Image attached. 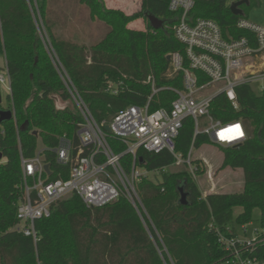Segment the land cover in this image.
Returning a JSON list of instances; mask_svg holds the SVG:
<instances>
[{
	"label": "trees",
	"instance_id": "16d2710c",
	"mask_svg": "<svg viewBox=\"0 0 264 264\" xmlns=\"http://www.w3.org/2000/svg\"><path fill=\"white\" fill-rule=\"evenodd\" d=\"M49 0H0V54L6 59L10 93L4 110L13 118L0 125V264H222L228 254L219 242V233L232 231L235 224H247L260 210L262 233L251 247V257L264 262V91L250 84L236 88L239 106L234 108L224 94L211 104V116L223 123L245 121L249 139L228 147L224 167L241 170L243 188L231 193H211L202 197L199 185L185 170L173 168L175 159L168 151H138V166L154 178L144 177L136 185L143 204L139 212L124 197L99 208H88L77 195L56 203L50 217L36 222L39 241L15 229L23 199L21 157L36 155L39 139L47 159L66 137L79 147L77 129L82 122L78 111L58 109L56 97L70 95L55 67L57 58L108 141L117 153L126 147L107 127L120 110L143 106L151 95V77L165 88L154 96L150 109L171 107L182 88L181 74L169 77L173 53L185 54V47L174 34L180 13L169 10L171 0H141L140 9L127 15L108 8L105 0H77L89 11V19L100 20L108 29L90 45L57 34V23L50 18ZM193 18L215 20L226 38L249 37L237 23L246 19L235 15L228 0H194ZM153 15L164 22L153 29ZM144 19L145 28L129 24ZM255 44V43H254ZM206 79L202 76L200 83ZM109 82L120 87L110 94ZM37 133V134H35ZM212 144L208 136L195 137L194 122L184 121L176 140V152L187 158L189 151ZM127 172L133 158H122ZM194 164L200 166L199 161ZM55 167H57L55 165ZM170 170V169H169ZM160 177V178H159ZM184 186L188 204L181 205L178 188Z\"/></svg>",
	"mask_w": 264,
	"mask_h": 264
},
{
	"label": "built area",
	"instance_id": "2783aa9c",
	"mask_svg": "<svg viewBox=\"0 0 264 264\" xmlns=\"http://www.w3.org/2000/svg\"><path fill=\"white\" fill-rule=\"evenodd\" d=\"M194 4V0H171L169 5L170 11L180 13L174 34L184 45L185 54L170 55L171 69L167 75L181 74L182 88L169 89L177 96L169 109L151 111L154 96L166 89L157 87L151 77L148 79L152 92L147 103L120 110L109 125L112 135L126 147L122 153L113 150L66 70L57 58L53 59L70 100L82 117L77 129L79 147L75 148L69 139L62 137L58 146L50 151L53 161L47 159L43 151L32 158L21 157L23 199L17 212V231L37 243L36 222L50 217L53 206L72 195L79 196L88 208L103 207L124 197L139 212L143 204L137 183L144 177L159 174V171L148 172L138 166L140 149L148 153L168 151L175 159L172 167L185 168L195 180L198 172L193 158L195 149L191 148L187 158L176 152V140L187 118L194 122L195 137L206 135L214 144L234 147L249 139L251 130L245 121L223 123L214 120L210 110L213 99L219 94H224L233 107L238 108L236 88L264 81V71H252L256 61L264 56V26L241 19L237 27L250 32L253 39L226 38L215 20L191 16ZM202 76L206 81L200 83ZM0 83L10 92L8 71L6 75L0 74ZM211 87L217 88L215 93L207 94ZM107 91L116 96L121 90L116 83L109 82ZM263 91L264 87L260 93ZM202 120L207 122L206 126L202 125ZM125 155L133 158L130 172L122 162ZM4 161L0 160V164ZM261 233L262 230L257 231L251 241H239L236 232L230 230L219 233V242L228 254L222 264L258 262L251 257L250 248L258 242Z\"/></svg>",
	"mask_w": 264,
	"mask_h": 264
},
{
	"label": "rangeland",
	"instance_id": "374dc122",
	"mask_svg": "<svg viewBox=\"0 0 264 264\" xmlns=\"http://www.w3.org/2000/svg\"><path fill=\"white\" fill-rule=\"evenodd\" d=\"M48 4L54 10V5H57V10L63 9L64 11L70 12V14H72L70 15L71 18L74 17V11L77 12V10H81V12L77 13L75 17L77 23L74 22V24H78L80 30L82 31V36L79 37L80 39H82V41H80L79 38L75 35L70 34L71 30L69 27H67L68 21L65 16V12H53V15H50V18H52L57 23V34L62 37L75 39L76 41L83 42L86 45H90L92 41L103 37V35L108 29L107 25L98 19L91 21L89 19L88 9L80 6L77 0H49ZM122 5V9L124 10L121 11L125 12L127 15H132L140 9L141 0H127ZM146 24L147 22L144 19L140 18L131 22L129 25H131L130 27L132 28L142 29L146 27ZM252 71H264V56L260 57L256 61V65ZM253 87L257 92H260L261 88L264 87V81L254 83ZM216 89V87H211L206 93L213 94L215 93ZM0 92L3 97L2 107L6 108L7 96L9 92L2 85H0ZM56 107L58 109L69 108L74 112L77 111L76 106L71 100L64 101L61 97H56ZM201 123L204 126L207 125V122L205 120H202ZM227 148L228 147L212 143L202 145L200 149H195L193 152L194 160L199 161V163H201L200 166H197L198 172L195 182L199 185L203 198H205L208 194L211 193H231L234 191H239L243 188L242 171L232 170L229 167H224V157L227 153ZM42 151H44V145L42 144V140L39 139V143L36 148V153ZM179 170L185 169L182 167H173L170 168L169 171L176 172ZM152 178L154 177L152 176ZM234 228L239 241L253 240L256 237V232L261 231L260 210L256 209L254 211L253 220L251 222L247 224L236 223ZM255 264L264 263L263 261H258Z\"/></svg>",
	"mask_w": 264,
	"mask_h": 264
},
{
	"label": "crops",
	"instance_id": "0c3cea01",
	"mask_svg": "<svg viewBox=\"0 0 264 264\" xmlns=\"http://www.w3.org/2000/svg\"><path fill=\"white\" fill-rule=\"evenodd\" d=\"M126 1L127 0H105L106 6L108 8L119 9V10H124V9H122L123 8L122 4H124ZM240 1H245V0H228V5L231 6L233 3H237ZM56 6L57 5H54V7H53V8H55V10L53 9L54 12H61V13L65 12V16H66L67 21H68L67 27H69L71 30L70 34L75 35L78 38L81 37L82 31L80 30L79 25L74 24V22L77 21L75 17H76L78 12H81V10H79V11L77 10V12L74 11V17L71 18L70 15H72V14H70V12L64 11L63 9L57 10ZM238 9L241 11V13H242L241 15H243L247 20L264 26V0H246V2L241 4L238 7ZM70 22H73V23H70ZM130 26L131 25H129V27ZM130 28H132V27H130ZM79 40L82 41V39H80V38H79ZM0 74H3V75L7 74L6 59L2 54H0ZM0 85L4 86L8 90L6 85L1 84V83H0Z\"/></svg>",
	"mask_w": 264,
	"mask_h": 264
},
{
	"label": "water",
	"instance_id": "95a60500",
	"mask_svg": "<svg viewBox=\"0 0 264 264\" xmlns=\"http://www.w3.org/2000/svg\"><path fill=\"white\" fill-rule=\"evenodd\" d=\"M244 2H246V0L245 1H240V2H237V3H233L230 6L231 11L235 15H241L242 13L238 9V7L241 4H243ZM148 20H149L150 25L152 26L153 29H160L164 25L163 21L159 20L157 17H155L153 15H148ZM167 60L171 61V56L170 55L167 57ZM2 102H3V97H2V94L0 92V125H2L4 122H6L8 120H11L13 118V116H14L12 111L2 109ZM107 130H110V127H107ZM35 134H37V133H35ZM3 158H4L3 153L0 151V160H2ZM45 169L48 170V167L46 166ZM178 191L180 193V201H179V203L181 205H187L188 204V200H187L188 193L185 192L184 186H180L178 188Z\"/></svg>",
	"mask_w": 264,
	"mask_h": 264
},
{
	"label": "snow or ice",
	"instance_id": "6c2138e0",
	"mask_svg": "<svg viewBox=\"0 0 264 264\" xmlns=\"http://www.w3.org/2000/svg\"><path fill=\"white\" fill-rule=\"evenodd\" d=\"M236 128L239 129V125H237ZM240 135H242V133H240Z\"/></svg>",
	"mask_w": 264,
	"mask_h": 264
}]
</instances>
